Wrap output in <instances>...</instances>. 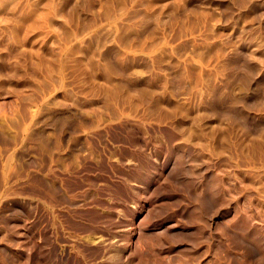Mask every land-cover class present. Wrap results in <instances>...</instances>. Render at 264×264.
I'll return each mask as SVG.
<instances>
[{"label":"rangeland","instance_id":"rangeland-1","mask_svg":"<svg viewBox=\"0 0 264 264\" xmlns=\"http://www.w3.org/2000/svg\"><path fill=\"white\" fill-rule=\"evenodd\" d=\"M0 264H264V0H0Z\"/></svg>","mask_w":264,"mask_h":264}]
</instances>
